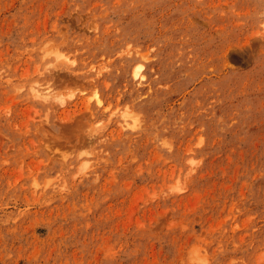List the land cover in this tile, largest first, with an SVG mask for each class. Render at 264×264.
<instances>
[{"label":"rangeland","instance_id":"374dc122","mask_svg":"<svg viewBox=\"0 0 264 264\" xmlns=\"http://www.w3.org/2000/svg\"><path fill=\"white\" fill-rule=\"evenodd\" d=\"M0 264H264V0H0Z\"/></svg>","mask_w":264,"mask_h":264},{"label":"bare ground","instance_id":"6f19581e","mask_svg":"<svg viewBox=\"0 0 264 264\" xmlns=\"http://www.w3.org/2000/svg\"><path fill=\"white\" fill-rule=\"evenodd\" d=\"M139 76H140L139 72L138 71L135 72V77L138 78ZM141 78H143V77H140L139 79H141ZM32 92H33V96L35 98L42 99L45 102L49 101V95L47 94L46 90L39 88V87H35V88H32ZM60 103L62 105L65 102L63 100H60Z\"/></svg>","mask_w":264,"mask_h":264}]
</instances>
